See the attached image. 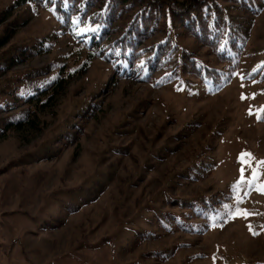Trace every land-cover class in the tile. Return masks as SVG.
<instances>
[{"label":"rangeland","instance_id":"1","mask_svg":"<svg viewBox=\"0 0 264 264\" xmlns=\"http://www.w3.org/2000/svg\"><path fill=\"white\" fill-rule=\"evenodd\" d=\"M13 2L0 0L4 57L58 28L48 9ZM261 6L246 15L254 54L242 64L246 73L264 59ZM182 42L212 59L193 38ZM77 47L66 35L0 80H33L65 60L72 71L84 54ZM111 70L95 58L0 138V264H264V80L237 77L209 93L182 81L113 82ZM73 130H81L77 142ZM219 191L234 196L236 213L220 227L165 232L155 222L157 212L179 209L172 200ZM147 230L159 235L137 236Z\"/></svg>","mask_w":264,"mask_h":264},{"label":"trees","instance_id":"2","mask_svg":"<svg viewBox=\"0 0 264 264\" xmlns=\"http://www.w3.org/2000/svg\"><path fill=\"white\" fill-rule=\"evenodd\" d=\"M32 4L36 10L51 12L58 28L32 44H21L8 57L0 54V79L13 64L24 58L48 52L57 39L71 36L84 53L78 65L69 68V61L57 64L52 72L36 74L42 80L15 77L0 80V138L10 129H20L29 117L49 105L66 88L69 76L87 70L99 57L112 68L113 82L122 77L161 84L182 81L183 85L199 84L209 93H218L237 77L252 82L264 80V59L248 73L241 71L246 59H252L247 13L261 10L264 0H14L13 5ZM35 12H38L36 11ZM8 36V35H7ZM0 39V49L7 41ZM191 37L205 45L212 59L182 42ZM79 57V56H78ZM16 84L14 87L13 85ZM11 85V87H10ZM98 105L85 108L94 113ZM10 114L13 116L9 118ZM81 130L72 131V142ZM234 196L216 192L195 198L172 200L178 210L157 212L155 222L165 232L183 230L207 232L229 221L235 213ZM228 205L231 206L228 209ZM153 223V222H152ZM159 233L139 231L142 240L156 238ZM169 253L164 258H169ZM193 258H196L193 257Z\"/></svg>","mask_w":264,"mask_h":264},{"label":"snow or ice","instance_id":"3","mask_svg":"<svg viewBox=\"0 0 264 264\" xmlns=\"http://www.w3.org/2000/svg\"><path fill=\"white\" fill-rule=\"evenodd\" d=\"M246 155L250 156L251 154H246ZM247 162L248 161L243 159V155H242V163H247ZM258 163L264 164V161H259ZM258 175H259V173L255 169H253V179H255L256 176H258ZM259 190L264 191V186H261V188Z\"/></svg>","mask_w":264,"mask_h":264}]
</instances>
